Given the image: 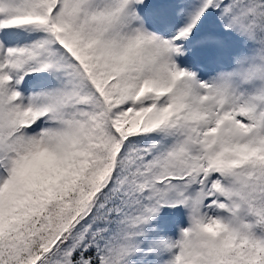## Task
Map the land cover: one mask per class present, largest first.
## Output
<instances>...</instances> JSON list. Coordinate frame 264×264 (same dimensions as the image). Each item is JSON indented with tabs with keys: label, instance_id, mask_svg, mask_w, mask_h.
Returning <instances> with one entry per match:
<instances>
[{
	"label": "snow or ice",
	"instance_id": "obj_1",
	"mask_svg": "<svg viewBox=\"0 0 264 264\" xmlns=\"http://www.w3.org/2000/svg\"><path fill=\"white\" fill-rule=\"evenodd\" d=\"M0 264H264V0H0Z\"/></svg>",
	"mask_w": 264,
	"mask_h": 264
}]
</instances>
